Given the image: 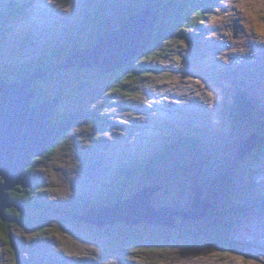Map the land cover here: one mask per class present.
I'll return each mask as SVG.
<instances>
[{"label":"rangeland","instance_id":"1","mask_svg":"<svg viewBox=\"0 0 264 264\" xmlns=\"http://www.w3.org/2000/svg\"><path fill=\"white\" fill-rule=\"evenodd\" d=\"M138 1L0 0L5 81L20 80L11 66L38 65L46 45H56L51 53L56 58L62 55L57 44L87 45L107 27L119 30L124 8L136 14L148 3ZM12 3L31 6L23 15L9 16ZM210 4L208 15L196 18L193 29H177V39L166 41L156 54L145 50L132 59L133 65L151 70L140 77L135 73L122 89L117 87L124 80L122 70H58L50 82L37 84L46 96H61L53 114L78 113L82 118L77 117L53 155L32 168L35 186L29 196L56 203L58 209L31 206L24 211L28 223L12 225L7 237L0 226V264H188V259L264 264V249L247 252L237 236L253 226L264 230V155L256 146L238 158L240 145L258 135L259 115L247 119L236 112L233 86L234 78L244 79L250 105L264 111V0ZM155 11L156 24H164ZM89 15L98 16L96 24L85 20ZM194 136L196 145L186 139ZM167 142L171 150H163ZM160 157L165 159L156 170L143 166L123 172L125 166L155 163ZM158 184L162 189L151 198L155 210L188 212L196 190L200 200L210 199L215 207L196 221L177 218L174 228L146 222L93 227L73 218ZM231 199L235 204L228 210L224 204Z\"/></svg>","mask_w":264,"mask_h":264},{"label":"water","instance_id":"2","mask_svg":"<svg viewBox=\"0 0 264 264\" xmlns=\"http://www.w3.org/2000/svg\"><path fill=\"white\" fill-rule=\"evenodd\" d=\"M157 19L155 6L150 5L128 16L121 22L119 30L108 32L90 48L79 49L66 56L56 69H96L105 74L125 69L132 59L141 56L151 45ZM234 34L236 37L237 29ZM48 73L41 69L14 82L0 80V221L3 223L15 221L7 215V210L20 212L24 207L22 203L13 201L9 192L34 186L27 175L28 168L34 160L53 149L78 120L77 116H72L65 122L50 123L53 111L60 103L59 98L34 105L38 91L31 85L44 79ZM259 139V135L253 134L240 145L239 160L257 146ZM161 189L160 184L144 187L127 200L117 201L105 208H90L84 214L73 215V218L93 227L116 224L134 226L146 222L174 228L177 218L196 221L206 216L211 207V204L200 200L201 194L196 190V198L188 212L174 211L168 207L155 210L151 206V198ZM194 209L198 212L190 214Z\"/></svg>","mask_w":264,"mask_h":264},{"label":"trees","instance_id":"3","mask_svg":"<svg viewBox=\"0 0 264 264\" xmlns=\"http://www.w3.org/2000/svg\"><path fill=\"white\" fill-rule=\"evenodd\" d=\"M161 1L164 2V5H162V6L159 5V3L153 2V0H148L147 4L140 5L141 9H144L146 6L154 5L159 12L160 20H162L164 22V24L162 23L161 25L156 24L155 33L153 35L154 41L148 47V49L146 51V53H149L151 55L156 54L155 51L158 50L161 45L164 46L166 41L169 42L171 39L173 40V38H174V40L177 39L174 37V35L177 34V31H175V30L178 29L180 31H183V30L193 29V27H195V25H196V22L198 21V20L195 21V19L197 18V19L202 21L203 13H205V15L206 14L208 15V10L211 9V7H212V4H210V0H161ZM30 6L31 5L21 6L17 3H12V5L7 8V12H8L9 16H15V15L20 16V15H23L24 12L26 11V9H28ZM104 10H106V9H104ZM135 10L136 9H133V11H135ZM124 12L127 13L126 18H128V16L133 15L136 11L133 12V14H131L130 11H128L126 8H124ZM105 15L106 14L104 12L100 14V16L103 18L105 17ZM4 19L6 20V18H4ZM95 19H96L95 16L89 15L88 17H86L85 20L93 21V24H96L97 22H95ZM124 19H125V17L122 20H124ZM102 24H105V22ZM118 24L120 25V23H118ZM99 25H101V24H99ZM157 26H158V30H157ZM113 30H115V29H113ZM113 30H111V28L107 27V29H105L98 36L94 37V39L91 40V42H92L91 44L81 45V46H76V47L68 46L71 44H68V45L57 44V49L61 48L62 55L58 56V54H56V58L53 57V55H51L52 51L55 50L54 46H56V45H46V47H44V53L41 54L37 59V61L40 62L38 65H32L31 63H27V64L21 63L19 65L17 64V65L11 66V68H12L11 73H13L16 76V79H24V78L30 76L33 72H35L37 70L44 69V70L49 71L48 75L44 79L40 80L39 82H37L33 86V89H36L39 91L38 99H37V101H34V105L42 103V102H48V101L52 100L53 98L51 97V95L46 96V94H44L43 91L40 88H38L37 84L50 82L58 71L56 69L57 66H59L63 62V60L66 58V56H68L69 54H71V53H73L79 49H85L86 47L90 48L96 42V40L99 37L104 36L105 34H107L108 32H111ZM189 37L191 38L192 36L189 35ZM78 45H80V44H78ZM162 50H164V49L162 48ZM51 61H52V63H48ZM54 61H57L58 63H56L54 65L53 64ZM41 62H43V63H41ZM135 67H137V69H135ZM150 70H151V68L145 69L144 66L143 65L140 66L139 63L136 66V65H133L132 62H130L129 65L125 69H122V73H125V75L123 74L124 80H122L123 83H119V85L117 87L122 89L123 86H125L128 81H132V78L134 79L135 73H137V76H138V74H141V73L143 75H145V73L148 75ZM78 71H80V70H78ZM0 72H1L0 80L5 81L6 79L3 77V75L7 74V72H4V71H0ZM131 76H134V77H131ZM138 77H140V75ZM244 85H246L244 83V79L236 80L234 78L233 86L235 87V89L237 91V93L235 94L236 96L234 98V104L236 105L235 109L237 107L236 112H238V114L241 113L247 119L250 117H256L257 116L256 114L259 115V119H258V122H259L258 131L259 132H258V135H259L260 139H259V142L257 144V147L261 149V152L264 155V111L258 112V110H255V104L253 106L250 105V93H248L245 90ZM56 98H59L60 101H62L61 96H57ZM72 116H77L79 118H82V116L79 115L78 113L68 115L66 118L65 117L63 118L62 114H60V115L53 114L51 121H52V124H55L57 122H65L66 120H68V118H70ZM64 136H62L61 139L58 141V143H57L58 145L61 143ZM186 139H188V141L190 143H193L194 145H196L194 143V141L196 142V140H197L196 136L186 137ZM167 147H169V150L172 149V146L170 145L169 142L164 144L163 150H166ZM55 148L56 147L49 150L42 158L34 160L32 165L28 168L27 175L29 178H31L33 180L34 186H35V181H34V179H33L34 177L32 175V168L40 160L52 156ZM161 159H165V158L160 157V158L154 159L155 163H149L147 165H142V166H135L133 168L132 167L126 168V166H125L123 172H125L126 174H127V172L128 173L134 172L135 170L136 171L138 170V167H143V166L153 167L156 170L158 167V162ZM149 172H152V169H149ZM34 186L31 189H27V190L19 188V191L9 192L10 198L13 201H18V202L22 203L24 206L23 209H25V208L30 209L31 206H33V208L58 209V204H56V203H47L46 204V203H39V202L34 201V199H33L34 197L29 196L31 194ZM202 200L211 204L210 211L212 209H214L215 204L210 199L203 198ZM108 204H110V203H108ZM234 204H235V200L231 199V200L227 201V203L224 204V207L229 210L232 207H234ZM99 207H91V208H99ZM23 209L20 212L14 210V209H10V210L6 211L7 215L9 217L13 218L15 221L13 223L12 222L11 223H3L2 222L0 224L4 237H7L6 232L8 229H10L9 227H11L12 225H19L20 226V225H26L28 223L27 217H24ZM219 232H220V229L217 231V233H219ZM213 243H216V242H213Z\"/></svg>","mask_w":264,"mask_h":264},{"label":"bare ground","instance_id":"4","mask_svg":"<svg viewBox=\"0 0 264 264\" xmlns=\"http://www.w3.org/2000/svg\"><path fill=\"white\" fill-rule=\"evenodd\" d=\"M236 77V76H235ZM243 222H240V223H238V225L239 226H241V224H242ZM255 227H257L258 229H255L254 228V226L253 227H250L248 230L247 229H245V232L243 231V232H241V231H238V232H241L242 233V235L240 234V233H238L237 232V230H236V232H237V236L238 237H240V238H242L243 240L242 241H244V244L243 245H245L244 246V250L245 251H247V252H252V251H254V250H256V247H259V248H262V249H264V230H260V228L258 227V226H255ZM239 228V227H238ZM244 234H248L249 235V237L248 238H246L245 236H244ZM234 235H236V234H234ZM247 236V235H246ZM236 239H239V238H236ZM239 242V241H238ZM243 247V246H242ZM252 248V249H251ZM252 250V251H249V250ZM257 254H258V252H256V253H254L252 256H254V257H257ZM249 255V254H248ZM259 257H261V255L259 254L258 255ZM202 258V257H201ZM253 258V257H252ZM187 260V259H186ZM188 262V264H205V263H200V262H198V261H200V260H196L195 262H194V260H190V259H188L187 260ZM192 261V262H191ZM205 261V260H204ZM259 263V262H258ZM262 263V262H261ZM211 264V263H210Z\"/></svg>","mask_w":264,"mask_h":264},{"label":"flooded vegetation","instance_id":"5","mask_svg":"<svg viewBox=\"0 0 264 264\" xmlns=\"http://www.w3.org/2000/svg\"><path fill=\"white\" fill-rule=\"evenodd\" d=\"M96 17H98V16H96ZM121 18H122V17H119L117 21L119 22V21L121 20ZM120 22H121V21H120ZM120 22H119V23H120ZM86 48H87V47H86ZM137 58H138V57H137ZM62 116H63V118H64V117H65V118L67 117V115H62ZM51 119H52V118H51ZM79 119H80V118H79ZM90 208H91V207H90ZM90 208H87L86 210L82 211V213H85V212H86L87 210H89ZM26 210H27V208L23 209V211H26ZM80 214H81V213H79V215H80ZM0 222H1V221H0ZM1 223H2V222H1Z\"/></svg>","mask_w":264,"mask_h":264}]
</instances>
